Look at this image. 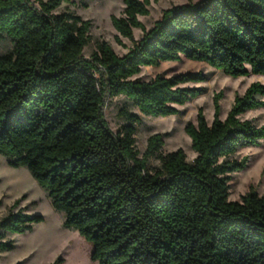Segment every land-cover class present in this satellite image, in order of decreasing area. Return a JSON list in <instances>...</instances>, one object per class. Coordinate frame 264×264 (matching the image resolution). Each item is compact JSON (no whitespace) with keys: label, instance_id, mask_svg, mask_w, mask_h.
<instances>
[{"label":"trees","instance_id":"trees-1","mask_svg":"<svg viewBox=\"0 0 264 264\" xmlns=\"http://www.w3.org/2000/svg\"><path fill=\"white\" fill-rule=\"evenodd\" d=\"M69 1L0 0V44L10 43L0 54V155L30 171L98 264H264V193L229 199L232 175L248 162L236 154L264 140V125L241 118L264 107V84L237 95L224 119L223 92L216 94L213 121L201 109L185 126L196 153L188 160L183 148L163 152L167 133L149 136L141 154L138 124L141 114H180L178 106L204 91L187 84L208 76L134 78L143 67L183 59L233 78L264 75V0H189L150 29L139 17L153 0H123L124 15L112 23L117 41L133 46L120 56L99 41L89 57L93 22L57 11ZM135 28L143 30L139 40ZM119 96L140 113L122 106L115 132L104 109ZM21 201L0 220V255L16 247L11 234L44 221Z\"/></svg>","mask_w":264,"mask_h":264},{"label":"rangeland","instance_id":"rangeland-1","mask_svg":"<svg viewBox=\"0 0 264 264\" xmlns=\"http://www.w3.org/2000/svg\"><path fill=\"white\" fill-rule=\"evenodd\" d=\"M189 0H157L150 5V14L140 16L147 29L154 26L161 19L163 12L174 5L187 3ZM198 1V0H193ZM125 4L123 0H70L61 5L58 12L66 9L81 15L84 19L93 22L91 28V42L85 48L84 55L89 57L99 41L109 42L120 56L128 53L133 42L120 36L122 44L117 41L119 32L112 23V16L124 15ZM143 30L134 29L135 40L141 39ZM10 47L9 42L0 44V54ZM201 71L208 76V80L201 83H189L188 86L201 87L202 94L186 103L178 106L181 113L165 117H152L141 114V122L138 124L137 148L141 154L146 149L149 136L155 133H167L165 138L164 153L183 148L188 160L196 157L192 149V141L185 131L188 122H197L198 112L202 109L209 123L214 118V98L219 92H223L220 100L221 118L224 119L232 108L237 95H243L247 88L254 82L264 84V75L249 74L233 78L225 75L221 70L215 69L204 62H196L183 59L181 61L163 62L159 67L147 66L134 78L149 81L157 74L164 73L172 76L182 72ZM122 106L129 107L134 112L138 108L132 106L124 97L119 96L109 99L104 109L106 119L115 132L124 123L118 116ZM242 119H252L258 125H264V107L247 111L241 115ZM236 159L248 158L244 170L232 175L230 200H241L242 196L251 190L260 195L264 193V140L259 146L245 147L238 151ZM158 161H152V166H157ZM21 198V206H27L29 213L40 214L44 221L34 225L33 229L25 233L11 234L9 238L15 240L16 247L0 255V264H53L61 259L58 264H98L91 260L92 245L87 242L77 231L63 226L65 215L57 211L47 192L36 182L26 167H12L7 158L0 155V220L7 215L9 208Z\"/></svg>","mask_w":264,"mask_h":264}]
</instances>
